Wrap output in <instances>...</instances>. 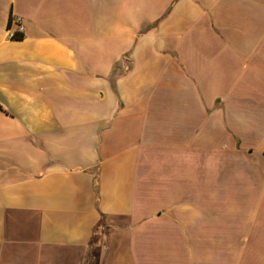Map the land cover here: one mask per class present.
<instances>
[{
	"label": "crops",
	"instance_id": "obj_1",
	"mask_svg": "<svg viewBox=\"0 0 264 264\" xmlns=\"http://www.w3.org/2000/svg\"><path fill=\"white\" fill-rule=\"evenodd\" d=\"M0 264H264V0H0Z\"/></svg>",
	"mask_w": 264,
	"mask_h": 264
},
{
	"label": "built area",
	"instance_id": "obj_2",
	"mask_svg": "<svg viewBox=\"0 0 264 264\" xmlns=\"http://www.w3.org/2000/svg\"><path fill=\"white\" fill-rule=\"evenodd\" d=\"M16 26V30L13 27ZM25 26L23 24V19L18 17H12L10 21V38L14 40L21 39L25 34Z\"/></svg>",
	"mask_w": 264,
	"mask_h": 264
}]
</instances>
